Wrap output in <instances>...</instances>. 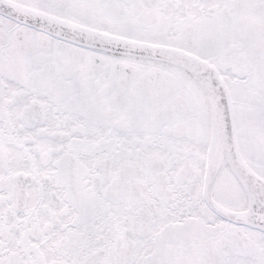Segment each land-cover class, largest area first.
<instances>
[{
	"label": "snow or ice",
	"instance_id": "snow-or-ice-1",
	"mask_svg": "<svg viewBox=\"0 0 264 264\" xmlns=\"http://www.w3.org/2000/svg\"><path fill=\"white\" fill-rule=\"evenodd\" d=\"M0 264H264V0H0Z\"/></svg>",
	"mask_w": 264,
	"mask_h": 264
}]
</instances>
